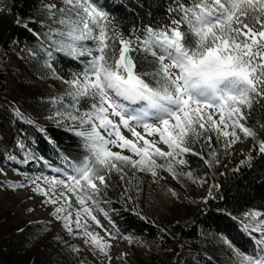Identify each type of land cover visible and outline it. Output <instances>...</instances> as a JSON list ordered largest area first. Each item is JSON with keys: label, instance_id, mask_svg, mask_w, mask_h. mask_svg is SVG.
Segmentation results:
<instances>
[{"label": "snow or ice", "instance_id": "1", "mask_svg": "<svg viewBox=\"0 0 264 264\" xmlns=\"http://www.w3.org/2000/svg\"><path fill=\"white\" fill-rule=\"evenodd\" d=\"M63 3L68 7L44 6L49 18L63 26L47 33L50 39L54 35L60 39L54 48L45 49V63L52 68L54 52L61 53L75 61L79 71L65 79L53 69L68 88L64 96L49 99L48 103L59 105L49 119L79 139L83 156L78 162L65 156L57 176H37L30 182L35 192L46 197L44 203L60 204L53 215L63 221V227L108 256L110 264V241L119 234L104 228L95 212L99 209L107 216L99 205L114 175L123 182L128 168L154 178L163 170L175 179L177 166L187 164L188 154L199 156L212 168L220 162L213 150L214 137L225 151L241 136L251 138L264 155V140H257V132L247 125L254 105L264 101V0H170L166 22L133 26L127 35L99 0ZM33 23L16 20L17 27L37 39L40 32L30 27ZM12 115L35 126L18 108ZM45 138L54 143L51 137ZM196 144L207 146L208 158L195 150ZM17 147L25 163L43 159L24 142ZM125 150L131 155H125ZM15 159L8 157L9 162ZM242 167H252L251 155L235 171ZM184 174L192 177L191 171ZM41 180L48 187L37 183ZM0 187H5L4 182L0 181ZM57 188L63 190L57 194ZM208 199H215L211 192L203 202L207 204ZM73 201L79 207L74 208ZM73 208L75 219L69 211ZM244 218L247 222L240 221V228L252 248L242 249L224 237L233 254L231 264H264V212L248 210ZM93 224L103 229L107 240L93 230ZM126 238L131 242V236ZM73 251L79 249L73 247Z\"/></svg>", "mask_w": 264, "mask_h": 264}, {"label": "trees", "instance_id": "2", "mask_svg": "<svg viewBox=\"0 0 264 264\" xmlns=\"http://www.w3.org/2000/svg\"><path fill=\"white\" fill-rule=\"evenodd\" d=\"M111 1L113 5L107 10L125 35L133 26L166 22V6L170 3V0ZM48 4L47 0H0V162L18 176L30 180L42 176L46 170L64 167L65 156L77 162L83 156L79 139L49 119L59 107L48 103L49 99L64 96L68 88L53 75V69L56 75L69 79L70 73L79 68L75 61L55 52L52 68L46 66L45 49L54 48V42L60 39L58 35L50 39L47 33L50 29L63 30L62 25L49 18L44 7ZM18 17L33 21L30 27L39 29V38L34 39L17 27ZM14 108L34 121L35 126L14 119ZM260 124H264V101L254 105L247 121L257 132V140H264V128ZM37 128L47 132L41 133ZM45 136L51 137L54 143ZM18 142H24L36 157H43L29 161L34 166L32 172L26 168L29 162H23L25 157L17 147ZM239 142L247 145L244 159L251 155L252 167L235 171L240 162L237 165L229 163L231 148L225 151L214 137L213 150L218 153L220 162L212 168L199 156L188 154L184 157L187 164L177 166L179 175L175 179L163 170L154 178L148 172L131 168L126 169L127 179L123 182L113 176L99 205L107 216L97 210L113 233L127 241L126 237L131 236V242L142 243L149 251L148 263L136 255L131 258L135 257L140 264H231L233 254L223 243L224 237L251 251V242L239 222L245 220L244 213L248 210L264 212V155L258 152V144L253 139L241 136ZM194 148L203 151L208 158L207 146L196 144ZM9 156H14L15 161L9 162ZM158 163L163 161L158 160ZM188 171L192 172L191 178L184 174ZM205 178L209 180L208 196L211 192L215 197L208 199L207 204L203 202L205 199L194 197L195 183L192 182ZM0 181L5 184L0 187L3 192L18 188L8 187V184H21L4 174L0 175ZM174 204L191 208L178 216L174 213ZM73 247L79 251H73ZM0 264L94 263L73 238L54 229L49 222L30 220L0 204Z\"/></svg>", "mask_w": 264, "mask_h": 264}, {"label": "rangeland", "instance_id": "3", "mask_svg": "<svg viewBox=\"0 0 264 264\" xmlns=\"http://www.w3.org/2000/svg\"><path fill=\"white\" fill-rule=\"evenodd\" d=\"M49 4H55L58 8H67L68 6L64 5L61 0H49ZM124 135L128 138H132L131 135L125 133ZM149 138V137H148ZM149 139H153V137H150ZM158 139V137H156ZM142 144V142H141ZM159 147H161L164 151H167V147L163 144H159ZM114 151H118V148H113ZM248 152V147L244 143L237 142L235 145L231 147V152L229 153L231 156L228 157V162H239L240 160H243ZM124 154L131 155L127 150L124 151ZM0 169L3 170V173L8 178L20 181L21 184H23V187H18L15 191H8L3 192L0 191V204L10 207L13 211L16 213H21L24 217L30 219V220H45L49 222L54 229H57L61 231L65 236L69 238H73L78 245L80 246L83 253L87 256V258L93 262L94 264H109V257L102 255L99 253L98 250L94 249L91 244H85V238L82 236L75 235V232L73 234H70L64 227H63V221L60 219H57L55 215H53L54 210L56 207H59L60 204H51V203H44L46 200V197L41 195L40 193H37L34 191L35 185L32 184L29 178H23L21 176H18L15 174L12 170H9L3 166V164L0 162ZM36 178H33L32 180H35ZM195 183V190H194V196L197 199H204L208 194V180L202 179L199 181H192ZM41 185V187H48L46 183H43L41 181H37ZM151 183L149 182V186ZM63 189L57 188L56 192L57 194L62 191ZM172 201H176L173 199ZM74 208L79 207L75 204L73 201ZM189 205L185 204H174V213L178 216H181L183 214H186L188 211ZM73 209H69V211H72L73 213V219H75V211ZM191 208V207H190ZM95 215H97V218L100 220L101 224L104 226V228H107L109 231L112 232V229L110 226L103 220V217L101 214L96 210ZM74 227V226H73ZM93 230L97 233H99L100 236H103L105 240H107V236H105V233L103 229L96 227L93 224ZM112 247L109 250V256L111 257L110 264H140L138 260L134 257L131 258V256L136 255L137 257L143 259L145 263L149 262V251L146 248L145 245L139 242H130L122 237H117L115 239H112L110 241Z\"/></svg>", "mask_w": 264, "mask_h": 264}]
</instances>
